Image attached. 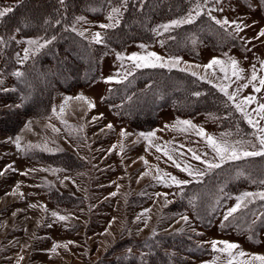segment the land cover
<instances>
[{"label": "rangeland", "instance_id": "rangeland-1", "mask_svg": "<svg viewBox=\"0 0 264 264\" xmlns=\"http://www.w3.org/2000/svg\"><path fill=\"white\" fill-rule=\"evenodd\" d=\"M206 8H223V11H213L211 14L221 20L227 18L229 21H242L250 27L234 35L238 39L239 48L216 53L202 47L198 50V54L200 53L198 58L180 55L182 60L177 68H185L189 72L196 71L199 76L210 79L212 84L220 86L230 84L229 92L247 83L253 65L256 66L258 78L264 77V68H261V61H264V37L255 39L260 29L264 28V0H222L219 5L209 0ZM110 11L99 18L84 16L83 21L75 22L71 27L74 25L77 34L83 32L82 37L85 40L95 43L93 34L100 32L103 37L106 29L100 28L99 25L110 22L107 20ZM205 14L207 15L206 9ZM122 16L123 9L120 20ZM159 26L155 28L156 39L153 43L133 42L120 53L127 56L133 52L141 54L156 52L165 58L171 56L161 47L164 30ZM234 28L235 26L231 24L224 27L229 33H234ZM14 38L18 44L17 53L19 58H22L23 49L30 46L18 41L35 38L20 37L18 33H15ZM141 44L146 47L140 48ZM31 47L35 51V46ZM17 53L16 63L20 66L24 62L18 63ZM115 53L111 52L101 59L99 78L91 86L76 88L69 92L54 91L51 109L49 114L45 115L41 110L39 112L33 109L31 90L26 80L11 75L14 71H20V68L17 67L7 75L0 70V79L4 80L3 85H0V171L4 172V175H0V264H105L112 261L113 248L120 241L127 238L142 240L173 232L186 235L188 240L205 250V253L198 257L180 255L185 264L205 262L227 264L226 254L212 251L210 244L207 243L211 240H227L239 244L240 248L234 250V254L243 250L248 254L264 255V230L257 235L258 244L253 245L247 240V232L244 231L242 234L238 230L225 232L223 231L225 227H221L222 223L231 225L228 222L235 220L239 210L258 199L247 198L233 217L225 222L223 217L228 209L235 205L237 196L244 192L264 191V187L246 189L236 194H221L220 197L224 196V202L215 207L216 217L213 224L207 228L197 222L191 209L186 211L175 209V205L182 197L184 186L166 187L163 182L154 178L157 175L156 168L162 170L161 174L170 173L191 182L196 180L181 172L163 155V152H157L156 148L150 147L143 138L138 140L135 134L154 131L158 139L153 138V144H158L162 148L166 146L182 166L188 163L194 168L203 169L205 167L203 164L191 158L189 149L201 154L202 159L205 158L203 153L207 152L206 158L212 159L214 154L206 147L204 139L193 129L181 132L178 128H165V125H172L179 118L191 120L218 139L221 138V133L225 132L219 129L216 119L211 115L200 114L191 118H180L169 108L161 111L158 124L148 131L119 124L114 113L103 102L107 89L116 82L104 83V78L119 71L117 79L125 80L124 75L128 72L133 73L136 69L133 70L132 62L127 59L123 62L118 61ZM224 53L239 61L240 67L245 70L241 73L245 79L236 80L231 76V69L227 66L228 80L223 79L224 74L218 67L207 72L203 68L194 67L197 64H207L214 56L227 60ZM254 83L259 87V79ZM81 93L91 99L96 107L89 110L82 102L70 101L63 114V119L68 123L62 124L60 119L53 116L52 108L56 107L59 111L65 96H76ZM248 95L256 96L259 102L264 103V89L259 93L254 92L251 84L241 89L237 102ZM256 107V103L246 107V110L252 113L253 119L258 118L252 112ZM93 117L100 118L93 120ZM29 120L32 121L31 130L24 128ZM244 122L247 124L245 120ZM109 123L113 125L112 129L107 128ZM52 126L59 131L54 132ZM248 126L252 134L255 129ZM261 126H264V121H261ZM122 129L133 135L121 137ZM16 136L21 137L23 149H27L28 145L42 146L47 142L50 151H41L39 148L27 152L18 150L13 142ZM227 138L237 140L231 136ZM251 139H254L253 136ZM42 156L45 157L44 160H41ZM141 157L148 161L147 165L140 159ZM9 164L16 171L8 169ZM22 172L28 174L21 175ZM144 172H149V175L142 176ZM51 191L62 194L60 202L57 198L54 199L55 195L50 194ZM52 212L67 216L68 219L60 221L52 216ZM184 215L188 216V223L181 219ZM69 241L72 243H68ZM54 243L67 244V247H59L56 253H52L50 250ZM116 250L115 256L129 251L128 248ZM247 259L249 256L238 257V260Z\"/></svg>", "mask_w": 264, "mask_h": 264}, {"label": "trees", "instance_id": "trees-1", "mask_svg": "<svg viewBox=\"0 0 264 264\" xmlns=\"http://www.w3.org/2000/svg\"><path fill=\"white\" fill-rule=\"evenodd\" d=\"M119 3L120 0H64L62 5L59 0H0V9L13 7L11 13L0 19V37L5 40L0 44V70L7 75L19 67L30 87L33 109L41 110L45 115L51 109L54 91L69 92L91 86L99 78L101 59L105 55L123 51L133 42L153 43L155 28L186 15L195 0H128L119 25L104 31L101 44L91 43L72 30L76 17L99 18ZM45 20L50 23L45 24ZM56 20L60 23L57 24ZM15 33L26 38L50 39L54 35L56 39L19 66L15 58L18 44L15 38H11ZM161 41L163 51L171 56L198 58V50L202 47L216 53L239 48L238 39L206 14L193 24L164 31ZM179 69H136L122 83L109 87L103 102L119 124L139 130L153 129L159 122L161 111L169 108L180 118L212 114L221 131L236 139H251L250 127L231 102L225 106L227 98L218 88L206 80L197 79L189 71ZM194 92L201 95L194 96ZM44 159L42 156L41 160ZM260 179H264V157L230 161L209 172L201 182L184 186L175 209H191L202 227H210L216 217L215 207L224 202L221 194L263 188L264 185L253 183V180ZM50 194L58 201L62 196L53 191ZM228 223L231 225L228 224L223 231L238 230L240 234L245 231L247 240L253 245L258 244L257 235L264 230V201L258 198L250 202L236 213L233 222ZM119 248L131 251L115 256L114 251ZM204 253L205 250L188 240L186 235L173 232L142 240L127 238L120 241L113 248L112 261L105 264H185L180 255L198 257Z\"/></svg>", "mask_w": 264, "mask_h": 264}, {"label": "snow or ice", "instance_id": "snow-or-ice-1", "mask_svg": "<svg viewBox=\"0 0 264 264\" xmlns=\"http://www.w3.org/2000/svg\"><path fill=\"white\" fill-rule=\"evenodd\" d=\"M128 0H120V3L118 6H114L111 8L110 13L107 16V20L110 21L109 23H103L100 24L99 27L102 29H112L119 25L120 23V16L122 15V9H124L127 5ZM209 0H203V3H201V0H195V4L192 8H190L186 15L181 16L177 19H172L168 23L161 24L159 28H162L165 32H169L174 28H179L182 25L185 24H193L197 18L205 14V9L207 12V15L211 20H213L217 25H219L221 28H224L226 25H234V33H229V35H238L240 32L244 30L246 27H250V25L243 24L242 21H229L227 18L224 19H217L215 16H213L211 13L213 11H223V8H206ZM212 2L216 5H219L222 3V0H212ZM60 4H64V0H59ZM13 11V7H4L0 9V19L5 17L6 14L11 13ZM194 13V14H193ZM85 18L83 16L76 17V22L83 21ZM45 24L50 23L49 20L44 21ZM56 23L59 24L60 20H56ZM19 29H17L18 31ZM73 31H76L75 26L72 27ZM227 30V29H225ZM155 31V30H154ZM78 35L83 36V32H79ZM261 37H264V28H261L258 35L255 37V39H259ZM14 39V37H11ZM56 37L53 35L50 39H46L44 37H37L35 39H28L27 41H18V43H27L30 47H26L23 49L24 55L22 58H19V53H17L18 57V63H23L27 61L31 55H35L38 53L41 49L45 48L47 45L51 44ZM243 39V37H241ZM43 40V43H40V41ZM93 42L97 44H101L104 42V37H102L100 32H96L93 34ZM5 40L3 37H0V44H4ZM31 46H35V51L32 50ZM161 46H163V41H161ZM140 48L144 49L146 46L141 44L139 46ZM224 56L227 57V60L221 59L219 57H212L207 64L203 65H195V68H203L206 72L209 69H214L215 67L219 68V71L222 72L223 79L228 80L229 75L228 71L226 70V66L230 67L231 69V76L235 77L236 80H243L245 79L244 76L241 75L245 70L240 67L239 61L235 59V57L228 56V53H224ZM116 59L118 61L123 62L124 59H127L132 62L133 70L135 69H141V68H167L169 70L173 68H177L182 58L179 56H168L167 58L158 55L156 52H146L145 54L133 52L130 55L125 56L123 53L116 52L115 53ZM121 67H123V63H121ZM255 65L252 66V71L250 78H248L247 83L241 84L237 87V89L233 92H229L230 84H224L223 86L213 84V87L218 88V91L223 94L224 97H226L225 106H227L228 102H232V107L241 114L243 119L247 122L248 125H250L255 131L251 134L254 139H237V140H229L227 137L231 135L230 133H221V138H216L206 132V130L199 126L194 124L191 120H181L179 118L176 119L174 124L172 125H165V128L172 127L173 129L178 128L181 132H187L189 129L195 130L196 134L204 139L206 147L211 150V152L214 154L212 159H207V152L203 153V156L205 158L202 159L201 154H197L196 151H193L192 149H189L191 152V158L199 161L201 164H203L205 167L203 169L194 168L191 164L184 163L183 166L180 162H178L173 155L170 154V152L167 150L166 146L161 147L158 144H153V138L158 139L156 137V133L154 131L149 132H139L136 133L138 140L140 138H143V140L147 141L148 145L150 147H155L157 152H163V155L168 158V160L172 161L173 165L178 168L181 172L186 173L187 176L191 177L193 180H196L197 182H201L202 178L206 176L209 172L215 171L216 169H220L222 165L230 162V161H239L246 158H255V157H264V126H261V121H264V103H261L257 100L256 96L248 95L243 97L242 99L237 102V96L238 93L243 88H247L250 84L253 87V91L259 93L262 89H264V77L258 78L257 72L255 70ZM261 68H264V61H261ZM180 71H186L185 68H180ZM131 72H128L124 75L123 79H127L128 75H131ZM192 76L197 77V79L206 80L208 83H212L210 79H206L204 76H199L196 71H192L190 73ZM215 74V73H213ZM12 76L15 77H22L24 73L20 71H14L11 73ZM120 75L119 71L114 73L111 76H108L104 78V83H110L115 81L116 83H122L123 80L117 79V77ZM259 79V87L255 85V81ZM4 80L0 79V85H3ZM194 96L199 97L201 95L200 92H194ZM79 101L82 102L87 106L89 110H92L96 107L95 103L89 99L87 96H85L83 93L78 94L76 96H65L63 102L61 103L59 107V111H57L56 107L52 108V114L57 119H60L62 124L67 125V120L63 119V114L65 112V108L68 106L70 101ZM253 103L257 104V107L252 109V112L256 114L257 119H253L252 113L248 112L246 110V107L248 105H251ZM212 115V114H210ZM102 117V114H101ZM100 117H93V120L99 119ZM215 119V117H212ZM51 119V117H49ZM31 124L32 121H28L25 123L24 128L31 130ZM108 129H112L113 125L108 124ZM52 130L54 132L59 131V129H56L55 126H52ZM133 135V133H129L126 130L122 129L120 131L121 137H128ZM10 140L12 138H9ZM21 137L16 136L14 139L15 146L18 150L22 151H30L33 148H39L41 151H50L47 148V142H45L42 146L41 145H28L27 149H23L21 146ZM115 147V146H114ZM122 150H123V146ZM182 147V146H181ZM147 150V149H146ZM183 155V153H181ZM144 161L145 165L148 164V161L144 159V157L140 158ZM8 169H12L13 171H16V169L13 168L11 164L7 166ZM43 171H47V169H42ZM32 171V170H30ZM161 171L159 168H156L157 175L154 177L156 180L161 181L165 184L166 187H171L172 185L177 186L178 188H182V186H185L189 183H191V180L188 179H179L176 176L171 175L170 173H163L161 174ZM27 172H22L21 175H27ZM0 175H4L3 171H0ZM143 175H149V172H144ZM65 179H68V177H65ZM259 183L261 185H264V179H260L259 181L253 180V183ZM19 187V185H17ZM116 193H112V195H115ZM157 195H167V194H157ZM258 197L260 200L264 201V191L259 192H244L241 195L237 196L236 203L233 207H230L227 211V213L224 215L223 219L225 222L229 221L230 217H233V214L236 213L242 206V203L247 198H253ZM36 205H31V207H35ZM150 211V210H146ZM52 216L57 218L60 221H65L68 219L67 216L59 215L57 212H52ZM139 219V217H137ZM185 221V223L189 222V218L187 215H184L181 217ZM255 223V221H254ZM51 227V225H48ZM227 224L222 223L221 227H226ZM182 231V230H181ZM195 231V229H193ZM68 243H72V241H69ZM207 243L210 244L211 249L213 252H219L224 253L227 255L228 260L227 264H254V262H259V264H264V255H257V254H248L245 253L243 250H240L234 254V250L239 249V244L229 242L227 240H211ZM222 245V247H220ZM67 247V244L60 245L58 243H54L51 247V252L56 253L57 249L59 247ZM131 251V249H129ZM249 256V259L247 260H238V257H245ZM20 259H23V257H20ZM205 264H214V262H205Z\"/></svg>", "mask_w": 264, "mask_h": 264}]
</instances>
